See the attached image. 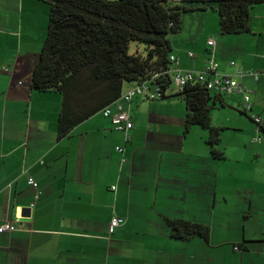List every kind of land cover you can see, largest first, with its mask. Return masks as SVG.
I'll return each instance as SVG.
<instances>
[{
    "label": "crops",
    "instance_id": "obj_1",
    "mask_svg": "<svg viewBox=\"0 0 264 264\" xmlns=\"http://www.w3.org/2000/svg\"><path fill=\"white\" fill-rule=\"evenodd\" d=\"M47 3L0 0V226L16 229L0 234V264H264V134L251 141L259 129L252 116L264 118V34L249 55L248 38L214 36L218 72L251 101L244 112L243 99L229 97L212 114L224 159L211 156L207 130L184 133L176 88L164 99L113 105V115L118 105L129 114L127 136L98 113L58 140L62 98L31 86ZM211 38L185 29L183 18L171 38L182 72L203 70ZM124 85L123 95L135 87ZM113 217L124 222L110 234ZM166 219L207 226L209 238L174 239Z\"/></svg>",
    "mask_w": 264,
    "mask_h": 264
},
{
    "label": "trees",
    "instance_id": "obj_2",
    "mask_svg": "<svg viewBox=\"0 0 264 264\" xmlns=\"http://www.w3.org/2000/svg\"><path fill=\"white\" fill-rule=\"evenodd\" d=\"M47 2V35L32 71L31 86L37 92L61 96L57 139L62 140L69 137L78 125L118 104L125 83L146 84L154 92L161 91V99L165 98L166 91L174 86L172 70L178 63L175 57L177 63L172 64L170 60L173 57L171 38L181 30L185 14L204 12L211 7L218 13L221 34L238 36L251 32L250 11L264 0ZM132 44L135 49H131ZM212 52L210 48L207 62ZM210 80L209 75L203 81L195 76L172 98L185 104L184 133L192 127L207 130L210 154L214 159L222 160L224 153L218 149L222 128L213 126L212 114L225 107L226 99L233 96L209 90ZM255 125L259 129L254 138H258L260 133L264 134V127ZM166 222L174 239L209 238L207 226L184 220L166 219Z\"/></svg>",
    "mask_w": 264,
    "mask_h": 264
},
{
    "label": "built area",
    "instance_id": "obj_3",
    "mask_svg": "<svg viewBox=\"0 0 264 264\" xmlns=\"http://www.w3.org/2000/svg\"><path fill=\"white\" fill-rule=\"evenodd\" d=\"M207 45L212 48V51L214 52V40L208 41ZM213 52L211 53V59L207 62L204 70L201 73L193 71L182 72L178 67V63L174 62L175 58L171 57L170 60L172 64L177 63L176 68L172 70L173 85L177 90H182V88L187 84V82L194 79L195 76H197L199 80L203 81L205 76L209 75L212 77V80L208 82L207 86L209 90H213L215 92H218L219 95L224 96H240L243 99L242 109L244 111L249 110L251 108L250 92L245 89L244 86L240 82L235 80L232 76L218 73L219 66L215 61ZM188 55L190 58L194 57L193 53H188ZM233 65L234 63H231V66ZM240 74L241 73H239V76ZM248 74L250 76H254V78L257 79L255 73L250 72ZM155 93V95H151V89L146 84L136 85L130 92L124 94L121 99L129 103L130 100L137 96L146 97L149 100L162 98L163 93L161 91L155 90ZM117 107L118 112L116 114L113 115L110 109L105 110L103 114L105 117L111 118L113 127L116 131L124 133L127 136L128 132L131 131L133 128V123L130 120L129 114L123 111L120 105H118ZM252 119L255 124L264 127V118L252 116ZM127 139L129 138L127 137ZM252 142H260V137L253 138ZM117 151L119 153L123 152L122 148H117ZM28 184L33 188H37V184L32 178H28ZM123 222L124 220L122 218L113 217L110 222V234H113L117 228L122 226ZM15 230L16 229L13 223L10 221H6L0 226V234L13 233L15 232Z\"/></svg>",
    "mask_w": 264,
    "mask_h": 264
},
{
    "label": "rangeland",
    "instance_id": "obj_4",
    "mask_svg": "<svg viewBox=\"0 0 264 264\" xmlns=\"http://www.w3.org/2000/svg\"><path fill=\"white\" fill-rule=\"evenodd\" d=\"M112 1H115V0H112ZM192 15H193L192 13H187L183 16L185 29L189 28L190 26H193V29L195 31L202 32L204 35L212 36L213 40L215 39L214 36L216 37V35H220V37L225 36L226 38L228 36H230V35H222L221 34L220 27H219L218 13L215 12L211 7L210 8L208 7V9L206 11H204V13L203 12H199V14L196 13V16H198V18L197 17L195 18ZM182 21H183V19H182ZM192 22H195V23L192 24ZM200 24L203 26H201ZM250 27L253 30L252 33L255 34L254 36L251 33L238 35V36H232L235 38H240L242 40L243 44H245L244 38H248V45H247V47H248L247 48L248 49L247 54L248 55L250 53H252L253 51H255V49H256L255 44H254L255 40H258L264 34V3L259 4V5H255L253 7V9H251V11H250ZM256 29H258L260 32L259 33L256 32L255 31ZM212 38L209 39L208 41L212 40ZM134 46H135V44H132L131 49H135ZM256 46H258V45H256ZM206 64H207V61H206ZM175 90H176L175 86H173L170 89H168L166 92H171V91H175ZM223 112H228V114L231 116H232V114H234V113H232V111H223Z\"/></svg>",
    "mask_w": 264,
    "mask_h": 264
},
{
    "label": "water",
    "instance_id": "obj_5",
    "mask_svg": "<svg viewBox=\"0 0 264 264\" xmlns=\"http://www.w3.org/2000/svg\"><path fill=\"white\" fill-rule=\"evenodd\" d=\"M235 110V109H234Z\"/></svg>",
    "mask_w": 264,
    "mask_h": 264
}]
</instances>
